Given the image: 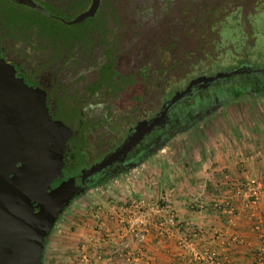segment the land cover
<instances>
[{"label": "flooded vegetation", "instance_id": "af4514ba", "mask_svg": "<svg viewBox=\"0 0 264 264\" xmlns=\"http://www.w3.org/2000/svg\"><path fill=\"white\" fill-rule=\"evenodd\" d=\"M10 1L31 13L0 10V55L44 92L51 117L70 128L61 179L115 151L139 122L161 109L169 90L200 77L241 72L236 78L200 81L192 94L174 104L164 125L84 178L72 198L141 165L170 136L195 123L189 117L194 107L201 109L198 120L218 107L214 104L221 97L233 93L232 86L264 77L243 76L244 66L255 60L251 55L231 56L222 63L225 55L214 52V44L221 42L216 21L254 0H97L93 13L75 22L93 0L0 3ZM75 23L76 34L64 37L61 24ZM84 41L90 43L88 50L82 49ZM211 59L219 65L213 70ZM224 66L229 68L221 69ZM254 90L251 86L257 94Z\"/></svg>", "mask_w": 264, "mask_h": 264}, {"label": "crops", "instance_id": "0c3cea01", "mask_svg": "<svg viewBox=\"0 0 264 264\" xmlns=\"http://www.w3.org/2000/svg\"><path fill=\"white\" fill-rule=\"evenodd\" d=\"M233 149L234 156L217 149L207 162L184 164L186 172L169 174L168 179L143 176L138 181L142 185L132 181L127 186L126 196L119 191L106 194L100 219L92 207L77 210L76 221L50 233L43 264H207L193 254L208 250L219 264H264V146L242 141ZM247 180L262 181L257 201L248 207L236 194V186ZM136 197L162 206L139 241L121 222L125 215L118 213L120 205ZM158 220L163 221L161 228ZM101 230L111 237L102 239ZM123 240L131 241L132 256L126 255Z\"/></svg>", "mask_w": 264, "mask_h": 264}, {"label": "water", "instance_id": "95a60500", "mask_svg": "<svg viewBox=\"0 0 264 264\" xmlns=\"http://www.w3.org/2000/svg\"><path fill=\"white\" fill-rule=\"evenodd\" d=\"M18 1L34 5L31 0ZM96 4L93 0L89 10L73 22L92 14ZM244 67L243 76L264 74V63ZM239 72L200 77L169 90L161 109L139 122L115 151L76 175L61 179L70 128L51 117L44 92L0 55V264H41L43 238L84 178L107 167L139 138L164 125L174 104L192 94L200 81L236 78Z\"/></svg>", "mask_w": 264, "mask_h": 264}, {"label": "rangeland", "instance_id": "374dc122", "mask_svg": "<svg viewBox=\"0 0 264 264\" xmlns=\"http://www.w3.org/2000/svg\"><path fill=\"white\" fill-rule=\"evenodd\" d=\"M4 9L8 12L15 10L26 15L31 13L27 7L14 4L11 1L6 5L0 3V10ZM220 19L216 22L221 42L214 44V52L219 55L222 53L225 56L222 55L223 58L219 61L223 63L231 56L251 55L255 59L253 63L256 66L263 64L264 0H254L249 6L243 3L242 6L227 12ZM76 24H61L64 37L76 34L78 27ZM85 43L84 41L82 44ZM89 45L90 43H86L82 49L88 50ZM210 61L212 67L210 70L214 69L213 66H219L214 59ZM228 68V66L221 67V69ZM247 83L256 89V86L264 83V77L261 76L251 83L242 80L239 84L244 85ZM239 84L238 86H240ZM223 85L228 84L223 83ZM225 97V101L210 113L198 119L187 129L170 136L167 142L164 143L165 149L161 148L154 152L147 158L148 162L144 161L142 165L129 169L122 175L106 180L74 197L57 217L50 233L55 229L61 231L64 228L63 226L66 227V223L76 221V216L79 215L77 210L82 209L87 212L90 207L96 210L98 206L102 210V204H104L102 200L106 194H116L119 191L122 196H126L129 184L133 181L137 187L142 185L138 181L143 176L158 175L159 177V175H162L168 179L169 174L180 175V172H186L184 164H191L193 167L196 164H202L206 159L215 157L217 149L222 150L224 154L226 152L233 153L234 156L236 150L233 148L238 145L241 146L242 141L243 144L254 142L264 146V94L251 93L239 97L233 94H225ZM184 102L186 100L182 101L181 104ZM227 147H231L232 150L226 151ZM165 184L168 186L170 181ZM134 199L139 200L138 197ZM144 200L145 202H151L148 199ZM118 213L120 214V210ZM98 214L100 219L101 211ZM50 233L47 235L45 245L50 240Z\"/></svg>", "mask_w": 264, "mask_h": 264}, {"label": "built area", "instance_id": "2783aa9c", "mask_svg": "<svg viewBox=\"0 0 264 264\" xmlns=\"http://www.w3.org/2000/svg\"><path fill=\"white\" fill-rule=\"evenodd\" d=\"M236 194L242 198V206H250L255 201H257L260 190L262 188V181L258 180H247L240 187L236 186ZM120 214H124V218H121V222L125 223L127 227V231L131 233L134 237V240H142L146 236L149 226L152 223V218L155 214L161 213L162 206H160L157 202H145L144 199L135 200L132 199L130 202L124 203L120 207ZM167 209V207H165ZM169 209V208H168ZM100 207H96L95 216H99ZM169 211V210H168ZM172 212L169 211L166 216H169L170 222L173 221ZM158 227L161 228L163 226V221L158 220ZM197 229L194 233H197ZM101 238L108 239L111 237V233L107 230H101ZM123 248L127 249V256H132L133 253L130 249V240H123L122 242ZM193 257L196 259L203 260L207 264H219L215 257L214 252L206 251L200 253H194Z\"/></svg>", "mask_w": 264, "mask_h": 264}, {"label": "trees", "instance_id": "16d2710c", "mask_svg": "<svg viewBox=\"0 0 264 264\" xmlns=\"http://www.w3.org/2000/svg\"><path fill=\"white\" fill-rule=\"evenodd\" d=\"M250 84H246V85H244V86H242V85H240V86H238V85H235V86H232L230 89H233V93H232V90L229 92L230 93V95L231 94H233V95H235V96H243V95H247L249 92H251V86H249ZM250 90V91H249ZM254 92H256L257 94H264V83H262V84H260L255 90H254ZM251 93H253V92H251ZM225 97L223 96V97H221V99L220 100H218L217 102H215V104L214 105H217L218 104V106L221 104V103H223L224 101H225ZM198 112H201V109H200V107H194L191 111H190V113H189V117H190V119H191V121L192 122H196L197 121V116H198ZM201 116H203L204 114H200ZM74 197H77V196H74ZM73 197V198H74ZM73 198H71V199H73ZM71 199H70V201H71ZM69 201V202H70ZM64 210V208L62 209V211ZM61 211V212H62ZM60 212V213H61ZM60 213H59V215H60ZM58 215V216H59ZM57 219V218H56ZM56 219H55V221H56ZM54 225V224H53ZM50 233V230L47 232V234H46V236L43 238V242H42V248H41V250H40V253H39V256H40V263L41 264H43V260H42V255H43V249H44V246H45V242H46V240H47V235Z\"/></svg>", "mask_w": 264, "mask_h": 264}]
</instances>
